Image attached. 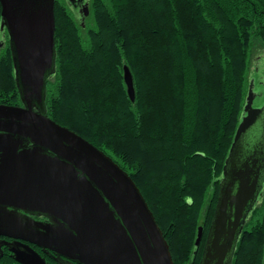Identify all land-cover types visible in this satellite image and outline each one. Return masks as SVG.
Instances as JSON below:
<instances>
[{"label": "trees", "instance_id": "1", "mask_svg": "<svg viewBox=\"0 0 264 264\" xmlns=\"http://www.w3.org/2000/svg\"><path fill=\"white\" fill-rule=\"evenodd\" d=\"M83 2L78 15L65 2L55 7V70L46 79V114L128 173L173 264H192L243 116L252 43H264V0ZM0 104H21L8 45H0ZM234 264H264V183Z\"/></svg>", "mask_w": 264, "mask_h": 264}, {"label": "water", "instance_id": "2", "mask_svg": "<svg viewBox=\"0 0 264 264\" xmlns=\"http://www.w3.org/2000/svg\"><path fill=\"white\" fill-rule=\"evenodd\" d=\"M0 5L9 27L15 81L23 105L0 104V203L64 222L66 227L47 231L43 244H38H56L57 252L81 264H173L162 231L128 173L46 114V79L55 70L54 0H0ZM123 80L134 102L133 79L126 65ZM253 80L223 176L235 149L252 133L248 130L264 110V104L254 107ZM27 140L30 147L25 146ZM256 183L257 178L248 184L240 177L233 194L221 186L201 264L210 255L211 242V246L219 243L227 225L240 223ZM202 235L200 225L195 247ZM22 263L46 264L37 258Z\"/></svg>", "mask_w": 264, "mask_h": 264}, {"label": "flooded vegetation", "instance_id": "3", "mask_svg": "<svg viewBox=\"0 0 264 264\" xmlns=\"http://www.w3.org/2000/svg\"><path fill=\"white\" fill-rule=\"evenodd\" d=\"M83 1L84 0H54V14L56 5L65 2L68 4L69 8L78 15V13H80L78 4H84ZM88 1L89 0H87V2ZM82 8L81 17L86 18L88 16V8L87 6H83ZM13 9L20 12L19 8L14 7ZM8 30L9 27L2 16V7L0 5V45H8L10 47ZM253 81L254 89L257 83L263 85L261 81L256 82V79ZM256 97L258 98L257 103H254V107L261 108L264 104V92L260 91ZM18 106L23 105L21 103L18 104ZM263 112L264 110L260 112L258 118ZM253 136L254 139L249 137L242 140L229 160L226 175L223 176V173L221 174L218 183L219 190L216 204L221 186L223 187V191L229 189L230 193L233 194L240 177L246 180L248 184L253 183L257 178L254 197L246 206L240 223L237 226L227 225L221 234L219 243L217 242L216 245L211 246V242L210 255L204 259L205 264L235 263V256L241 235L247 223L256 213V206L261 200L264 183V141L258 142L256 140L257 135L254 134ZM31 145L32 143L27 140L25 146L30 147ZM45 152L50 154L49 151ZM64 227H66V224L56 217L35 210L16 208L0 203V264H23V260L31 261L35 258L42 259L46 264H81L57 252L56 244H49V246L38 244H43L42 237L47 234V231L58 228L62 229ZM209 227L205 232V239L200 255L192 264H201L202 262ZM27 238L35 239L37 242H32ZM227 246H229L228 249H226Z\"/></svg>", "mask_w": 264, "mask_h": 264}, {"label": "rangeland", "instance_id": "4", "mask_svg": "<svg viewBox=\"0 0 264 264\" xmlns=\"http://www.w3.org/2000/svg\"><path fill=\"white\" fill-rule=\"evenodd\" d=\"M247 83L250 84L252 79L263 82L255 87V92L258 94L264 92V43L260 41H255L252 43L251 51L249 54V65L246 72ZM257 98L255 97L254 103H257ZM246 101V99H245ZM248 132L257 133V141L261 142L264 140V112L256 120L255 124L251 126Z\"/></svg>", "mask_w": 264, "mask_h": 264}]
</instances>
